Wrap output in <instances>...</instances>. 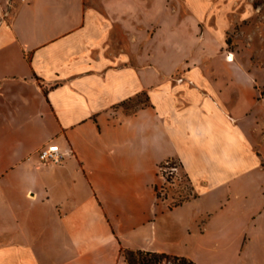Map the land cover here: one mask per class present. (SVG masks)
<instances>
[{
	"label": "crops",
	"instance_id": "obj_1",
	"mask_svg": "<svg viewBox=\"0 0 264 264\" xmlns=\"http://www.w3.org/2000/svg\"><path fill=\"white\" fill-rule=\"evenodd\" d=\"M253 9L0 0V264H264V98L224 49ZM51 142L59 163L38 157ZM172 159L176 204L156 191Z\"/></svg>",
	"mask_w": 264,
	"mask_h": 264
},
{
	"label": "rangeland",
	"instance_id": "obj_2",
	"mask_svg": "<svg viewBox=\"0 0 264 264\" xmlns=\"http://www.w3.org/2000/svg\"><path fill=\"white\" fill-rule=\"evenodd\" d=\"M252 6L255 8L252 18L234 21L226 28L224 49L228 56L233 52V58L256 72L258 95L264 98V8L256 16V7L262 6V1L252 0ZM231 57L232 54L229 60ZM158 176L161 181L156 185L158 195L163 197L170 193L173 196L170 199L171 204L179 203L187 193L188 186L179 161L172 159L163 163L158 169Z\"/></svg>",
	"mask_w": 264,
	"mask_h": 264
},
{
	"label": "trees",
	"instance_id": "obj_3",
	"mask_svg": "<svg viewBox=\"0 0 264 264\" xmlns=\"http://www.w3.org/2000/svg\"><path fill=\"white\" fill-rule=\"evenodd\" d=\"M123 253L128 264H197L184 256L167 253L124 248Z\"/></svg>",
	"mask_w": 264,
	"mask_h": 264
},
{
	"label": "built area",
	"instance_id": "obj_4",
	"mask_svg": "<svg viewBox=\"0 0 264 264\" xmlns=\"http://www.w3.org/2000/svg\"><path fill=\"white\" fill-rule=\"evenodd\" d=\"M65 154L62 152L59 144L51 142L43 146L38 151V157L40 160L51 163H59L64 158Z\"/></svg>",
	"mask_w": 264,
	"mask_h": 264
},
{
	"label": "bare ground",
	"instance_id": "obj_5",
	"mask_svg": "<svg viewBox=\"0 0 264 264\" xmlns=\"http://www.w3.org/2000/svg\"><path fill=\"white\" fill-rule=\"evenodd\" d=\"M232 59H234V58H233V54H232L231 60H232Z\"/></svg>",
	"mask_w": 264,
	"mask_h": 264
}]
</instances>
